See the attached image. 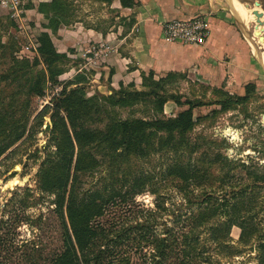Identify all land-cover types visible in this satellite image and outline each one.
<instances>
[{"label": "rangeland", "instance_id": "obj_1", "mask_svg": "<svg viewBox=\"0 0 264 264\" xmlns=\"http://www.w3.org/2000/svg\"><path fill=\"white\" fill-rule=\"evenodd\" d=\"M220 1L233 14L231 2L245 5L246 30L236 14L234 25L247 69H185L160 81L161 92L191 100L192 118L170 132L148 130L129 148L112 128L117 117H175L188 105L105 103L99 93L114 87L97 77L103 67L86 50L92 45L85 54L55 45L71 60L47 64L34 20L19 28L0 9V264H264V14L252 13H264V0ZM81 5L71 23L108 20ZM225 59L226 70L239 63ZM41 96L54 105L41 106ZM231 219L242 222V235L237 223L227 231ZM227 235L229 249L221 243ZM160 237L164 253L155 256Z\"/></svg>", "mask_w": 264, "mask_h": 264}, {"label": "crops", "instance_id": "obj_2", "mask_svg": "<svg viewBox=\"0 0 264 264\" xmlns=\"http://www.w3.org/2000/svg\"><path fill=\"white\" fill-rule=\"evenodd\" d=\"M39 1L42 0H29V5L33 8L34 21L38 29L49 31L50 28L45 26L47 14L37 8ZM80 1V4H75L77 6L74 9L77 12L78 6H82L84 0ZM132 2L130 5H123L121 0L110 2L86 0V3L91 4L88 6L95 9L94 11L91 9L89 15L99 13L101 10L107 16V23L104 20L103 22L96 20L95 25L86 24L85 18L79 17L74 23L59 26L51 33L54 45L58 50L66 52L70 46L74 48L75 53L82 54L88 45L95 44L98 49L97 58L102 61L103 67L95 73L98 78L101 76L108 78L112 69L110 84L114 88L121 83L131 82L138 86L142 83L141 73H147L149 70L153 71L154 76H163L171 70L195 69L204 74L234 71L235 75L247 69L243 64L247 60L246 50L239 37L241 27L237 28V24L234 25L235 21L238 23V19L223 1L132 0ZM110 13L111 19L121 16V21L115 23L110 20L108 17ZM198 13L205 14L210 26V35L204 43H183L163 37L161 24L164 20ZM229 56L233 61L237 59L239 63L226 70L227 64H232L225 59ZM105 68L106 71H103Z\"/></svg>", "mask_w": 264, "mask_h": 264}, {"label": "trees", "instance_id": "obj_3", "mask_svg": "<svg viewBox=\"0 0 264 264\" xmlns=\"http://www.w3.org/2000/svg\"><path fill=\"white\" fill-rule=\"evenodd\" d=\"M102 1V0H99ZM105 2H110L111 0H103ZM74 0H49V1H39L38 3V10L48 15V21L45 24L46 27L50 28V30H56L60 24H68L71 23L72 18L68 17L69 14H71L74 10L73 3ZM121 3L123 5H130L132 4V0H121ZM5 18L8 17L7 15L4 16ZM0 18H3L2 15H0ZM9 20V19H8ZM11 22V19L9 20ZM104 32V31H103ZM38 38V45L36 47L37 54L39 56H42V58L46 61L48 64L49 62H55L59 59L64 60H71V58L67 55L65 52H59L53 43V40L49 34V31L47 30H41L37 36ZM1 41V38H0ZM1 46H5V42L1 41ZM22 60V59H21ZM23 60H26L23 58ZM112 69L109 71L110 78ZM179 71H168L164 76H161L158 79L154 78V74L152 70H149L147 73L142 72V83L141 85H147V89L144 88H138L135 83H127V84H120L118 89L111 88V93H99L101 98L105 103H108L110 105H114L115 103H131L136 102L140 100H144L147 98H150L152 102H154V106L156 110L161 111L164 103L172 99L177 104L185 103L188 106L181 110L177 116L175 117H168V118H162L157 115H154L150 119H146L142 116H126V117H117L116 121L114 123L112 122V128H116L118 131L117 133L121 135L122 139V145L125 148H129L130 145L127 146V144H131L133 141H135L136 138H139L140 136H143L148 133V130H152L151 132H155L158 130H165V131H172L174 128H184L188 125V123L191 120L192 116V102L191 100H185L181 101L180 97L175 93H163L160 91L161 88V82L165 80L166 78H172L178 75ZM161 81V82H160ZM249 84V81L245 85V89L247 91V85ZM39 94L44 95L43 89H39ZM82 92V90H81ZM83 93H85L83 91ZM236 98H242L241 96ZM55 100L50 98L49 102L44 103L42 106H52L54 105ZM224 104V103H223ZM222 104V105H223ZM102 109V107H101ZM108 109V108H107ZM110 110V109H108ZM2 114H0L1 116ZM75 126V125H73ZM145 132V133H144ZM60 149H63L60 148ZM77 162H78V155H77ZM233 223H237V225L240 226L241 232L239 233V236L242 235L243 225L240 221H234L231 219L227 226V231L230 229L229 225H232ZM216 229H218L216 227ZM107 233H102L101 238H104L105 240L102 241L97 249L98 252H104L103 247L106 244V237ZM121 234V233H119ZM229 234V233H228ZM229 236V235H227ZM259 238L261 239L259 245L264 248V236L259 235ZM111 239V238H110ZM109 239V240H110ZM165 239L164 237H160L157 239V251L155 256H162L164 253V246H165ZM188 239V237H187ZM189 240V239H188ZM231 240V237L229 236L226 241L221 242L223 246L227 247L228 249L231 247L229 244V241ZM102 248V249H100ZM38 249V247H37ZM162 249V250H161ZM238 251V250H237ZM100 253V254H101ZM27 259V258H26Z\"/></svg>", "mask_w": 264, "mask_h": 264}, {"label": "built area", "instance_id": "obj_4", "mask_svg": "<svg viewBox=\"0 0 264 264\" xmlns=\"http://www.w3.org/2000/svg\"><path fill=\"white\" fill-rule=\"evenodd\" d=\"M0 9L4 10L8 18L14 21L19 28H25L28 20H34L33 8L30 7L29 0H0ZM161 29L165 39L191 44H202L210 35L208 18L202 13L166 19L162 22ZM86 50H91L93 54L97 53L94 45ZM42 96L39 98L41 106L49 102L51 98V96L48 98Z\"/></svg>", "mask_w": 264, "mask_h": 264}, {"label": "bare ground", "instance_id": "obj_5", "mask_svg": "<svg viewBox=\"0 0 264 264\" xmlns=\"http://www.w3.org/2000/svg\"><path fill=\"white\" fill-rule=\"evenodd\" d=\"M254 4H258V1H254ZM259 5V4H258ZM245 8V5L243 4L242 6L241 5H239L236 1H233V2H231L230 3V8H231V10L234 12V14H236L238 17H240L241 18V23H242V26H243V28L245 29V19H244V16H243V14H242V11H241V9L242 8ZM253 13V12H252ZM254 14V13H253ZM264 14V13H263ZM247 15L249 16V13H247ZM255 16H257L256 14H254ZM261 16H257V20L260 18ZM263 17H264V15H263ZM264 23V22H263ZM255 25L256 26H253V28H255L256 30H258L261 26H259L258 24H256L255 23ZM246 30V29H245ZM254 32V31H253ZM257 32V31H256ZM260 32V31H259ZM255 33V32H254ZM264 34V33H263ZM251 40H252V38H251ZM255 43H253L254 45V50H255V52H257V54H258V51H259V49H257V43H256V41H254ZM259 42V41H258ZM259 44V43H258ZM259 55V54H258ZM260 57H262L263 58V55H259ZM261 62H263V64H264V60H262Z\"/></svg>", "mask_w": 264, "mask_h": 264}, {"label": "water", "instance_id": "obj_6", "mask_svg": "<svg viewBox=\"0 0 264 264\" xmlns=\"http://www.w3.org/2000/svg\"><path fill=\"white\" fill-rule=\"evenodd\" d=\"M252 12L254 14H256L257 16H262L263 15V11H259L258 9H253ZM254 26H256V25H254ZM259 37H260L259 39H262L261 35ZM258 54H262V52L261 51H258Z\"/></svg>", "mask_w": 264, "mask_h": 264}, {"label": "flooded vegetation", "instance_id": "obj_7", "mask_svg": "<svg viewBox=\"0 0 264 264\" xmlns=\"http://www.w3.org/2000/svg\"><path fill=\"white\" fill-rule=\"evenodd\" d=\"M264 38V37H263ZM263 43H264V40H263ZM259 44H261V42H259ZM263 50H264V46H263ZM259 51H260V49H259ZM259 55H262V54H259Z\"/></svg>", "mask_w": 264, "mask_h": 264}]
</instances>
